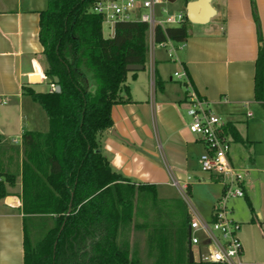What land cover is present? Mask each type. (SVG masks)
Returning a JSON list of instances; mask_svg holds the SVG:
<instances>
[{"label":"crops","instance_id":"1","mask_svg":"<svg viewBox=\"0 0 264 264\" xmlns=\"http://www.w3.org/2000/svg\"><path fill=\"white\" fill-rule=\"evenodd\" d=\"M47 5L48 0H0V166L6 168L14 156L22 171L25 132L45 135L52 129L44 110L26 94V89H53L39 39L40 13ZM212 6L216 15L209 23L189 21V38L176 57L155 49L141 70L128 73L122 96L130 101L112 108L113 125L98 136L100 151L114 172L133 184L154 186L158 202L181 201L191 218L187 196L195 213L211 221L223 187L219 177L201 171L206 146L189 131V90L175 77L185 72L194 91L233 130L231 143L241 145L236 153L230 150L229 158L245 173V197L229 206L240 224L244 260L264 263V151L258 156L255 145L257 128L264 126V108L255 100L259 26L264 49V0H212ZM23 190L21 173L0 200V264H25V230L32 236L34 216L24 214ZM189 233L188 227V259ZM127 236L134 256L143 254L132 260L157 263L159 251L151 257L145 252L144 230ZM194 262H200L198 256Z\"/></svg>","mask_w":264,"mask_h":264},{"label":"trees","instance_id":"2","mask_svg":"<svg viewBox=\"0 0 264 264\" xmlns=\"http://www.w3.org/2000/svg\"><path fill=\"white\" fill-rule=\"evenodd\" d=\"M94 3L95 0H48L47 8L40 13L45 75L52 85L58 80L61 92L26 89L50 119L52 129L45 135H23L26 160L22 167V206L28 216H55V226L37 246H33L25 230V264H143L130 259L129 226L134 216H143L142 212L135 213L131 194L137 191L144 195L139 205L146 203V194H150L155 204L156 188L133 184L114 172L100 151L98 136L112 127V108L130 101L122 96L127 91V67L145 65L149 26L119 23L112 36L105 37L103 18L91 12ZM254 15L259 22L256 8ZM189 25L186 18L180 27H158L156 43L167 39L185 42ZM258 35L261 46L256 61L255 100L264 108L260 26ZM228 130L233 132L229 127ZM15 183L12 175L0 172V200L8 196L7 187ZM29 188L33 197L28 204ZM175 203L184 214L185 225L184 231H177L179 261L168 260L167 243L162 240L156 264H211L183 259L188 252L184 242L188 243L190 218L182 202ZM151 226L147 221L135 223L136 229L146 232L148 240L153 236ZM154 227L152 233L157 235Z\"/></svg>","mask_w":264,"mask_h":264},{"label":"built area","instance_id":"3","mask_svg":"<svg viewBox=\"0 0 264 264\" xmlns=\"http://www.w3.org/2000/svg\"><path fill=\"white\" fill-rule=\"evenodd\" d=\"M177 1V0H176ZM171 0H95L91 12L103 18V29L114 31L119 23L137 22L149 26V52L164 49L169 58L176 57L177 51L184 48L170 39L156 43L155 30L158 27L166 30L182 26L187 16L172 13L167 5ZM188 88L190 104V133L200 139L206 146V152L200 157L201 171L210 176L219 177L223 193L214 206L211 221L204 220L193 209L190 199L184 196L192 216L189 223L190 244L194 257L200 262L211 264H264L248 263L244 260L243 244L239 237L240 224L233 218L230 201L245 197V173L235 167L230 158L231 138L227 123L212 109L210 103L199 97L192 88L185 72L175 73ZM55 90V85H52ZM52 90V91H53ZM251 116V114H249ZM199 249L196 254L194 248Z\"/></svg>","mask_w":264,"mask_h":264},{"label":"rangeland","instance_id":"4","mask_svg":"<svg viewBox=\"0 0 264 264\" xmlns=\"http://www.w3.org/2000/svg\"><path fill=\"white\" fill-rule=\"evenodd\" d=\"M195 1V0H177L175 3L167 5L168 9L170 12H174L176 14L182 13L185 14L187 11V4ZM214 5L216 6V2H214ZM193 24V23H192ZM196 25V24H194ZM104 35L105 37L107 36H112V30L109 29L107 26L104 27ZM149 40L150 36L148 37V45H149ZM160 50L158 48L156 49V52L158 53ZM162 53H165L164 51ZM150 55V52L148 53V56ZM53 90V89H52ZM43 111V110H42ZM44 112V111H43ZM45 114V113H44ZM256 142L257 144V154L258 156L260 153H262V150L264 151V126H258L257 128V136ZM255 142V143H256ZM24 147V146H23ZM241 145L240 143L234 144L231 143V151L232 154L233 152L236 153L240 149ZM8 153H14L12 149H8ZM23 156H24V161L26 160V148L24 147L23 149ZM14 157V156H13ZM11 158L9 167L6 168L4 165L0 166V172H6L10 175H12L15 179L18 178V176L23 175V172L20 169V165L15 162L14 158ZM28 197H27V202L28 204L32 200L33 197V191L32 189H28ZM130 195V194H129ZM147 195V200L146 203H143V205H139L138 201L142 200L143 194H140L139 192L135 191L133 195L131 194L133 201H134V211L135 213L137 212H142L143 216L142 217H135L133 218V221L131 222L128 230V234L130 236V233L133 230H136L135 228V223L136 221L139 222H144L147 221L148 223L152 224V226L156 229L155 231L158 232L157 235H154L152 233V226L150 230V235H153L149 240L146 238V249L145 252L148 253V257H151L153 255V251H159L160 252V243L162 240H165L167 243V251H168V260H177L176 257V250L178 247V229H182L184 231L185 225L183 224V219H184V214L182 213V210L177 207V204L175 202H158L153 203L154 199L150 194ZM4 200V199H3ZM141 202V201H140ZM181 203V201H180ZM28 223V227H29ZM165 224V226H164ZM33 225H34V233L30 237L32 238V244L33 246H37L47 235L48 231L52 229L55 226V216H41V215H35L33 218ZM187 227V226H186ZM29 233L31 232L30 229H28ZM154 232V231H153ZM134 242V239L131 238ZM187 241V240H186ZM187 242H184L185 247L187 248ZM136 246V245H135ZM133 249V243L131 244V255L130 259L142 256V253H137L136 256L132 253ZM195 252L196 247L194 248ZM145 256V255H144ZM184 260L186 259V255L184 254Z\"/></svg>","mask_w":264,"mask_h":264},{"label":"water","instance_id":"5","mask_svg":"<svg viewBox=\"0 0 264 264\" xmlns=\"http://www.w3.org/2000/svg\"><path fill=\"white\" fill-rule=\"evenodd\" d=\"M175 2L176 0H171ZM187 17L188 20L197 25H204L211 21V19L216 15V10L212 6V0H196L187 4ZM143 68L142 65H129L127 67L129 72L139 71ZM55 91L57 93L61 92V87L58 80H54ZM190 234V233H189ZM189 261L194 262V255L189 241Z\"/></svg>","mask_w":264,"mask_h":264}]
</instances>
